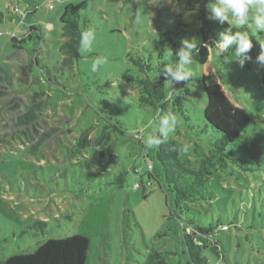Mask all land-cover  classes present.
Masks as SVG:
<instances>
[{
  "label": "rangeland",
  "instance_id": "obj_1",
  "mask_svg": "<svg viewBox=\"0 0 264 264\" xmlns=\"http://www.w3.org/2000/svg\"><path fill=\"white\" fill-rule=\"evenodd\" d=\"M81 1L86 6L80 23L94 39L90 47L80 46L77 60L65 64L60 16L65 5ZM188 1L194 9L185 10ZM152 2L0 0V68L10 78V83L0 78V262L30 252L48 238L80 234L89 239L86 264H144L151 250L170 264H185L182 216L163 181L156 147L149 148L145 138L154 134L162 116L171 114L176 124L169 137L179 143L190 166H196L195 150L209 149L215 135L203 117L199 55L192 52L190 81H165L168 93L185 96L188 120L170 105L164 111L139 105L138 90L128 87L124 71L140 75L129 55L143 56L152 66L151 76L164 77L160 67L178 63L182 39H195L198 48L196 17L203 0ZM209 2L204 8L211 15ZM11 7L24 17L12 14ZM235 20L229 14L223 22L236 26ZM247 24L264 45V32H256L251 19ZM32 25L43 39L36 46V61L10 41L12 35L24 37ZM263 70L258 62L245 69L235 60L213 56L208 71L211 81L221 83L251 118L233 150L252 169L231 162L214 169L208 182L213 195L185 204L189 211L183 216L189 212L215 226L229 264H264ZM38 104L37 121L18 125L17 118ZM86 129L88 146L79 149L77 140ZM104 130L116 161L103 171L88 169L85 162L101 149L97 140ZM36 221L45 222L46 230L32 227ZM204 255L208 264H216L212 253Z\"/></svg>",
  "mask_w": 264,
  "mask_h": 264
},
{
  "label": "trees",
  "instance_id": "obj_2",
  "mask_svg": "<svg viewBox=\"0 0 264 264\" xmlns=\"http://www.w3.org/2000/svg\"><path fill=\"white\" fill-rule=\"evenodd\" d=\"M208 1L203 0L196 17L198 32L201 36L198 55L202 73L199 81L206 97L203 108L205 126L209 125L211 127L215 139L209 143L210 147L206 153L195 150L197 154L195 167L190 166L187 159L182 156L179 143L175 139L168 137V140L156 147L155 150L156 160L161 166L163 181L167 190L173 195L175 207L182 216H179V227L187 253L185 264H208V259L204 255L206 250L216 257V264H229L223 244L215 238V226L210 223L204 224L202 219L196 218V216H189V212L188 216H183L189 211L185 204L205 201L213 195L208 182L214 169H224L228 162L237 164L244 170L252 169L248 166L250 162L244 161L242 156H238L233 150L236 140L245 131L251 118L242 106L232 100L221 83L211 81V75L208 71L211 57H216L213 48L215 46L214 42L221 39V32H227L231 35H235L236 32L243 33L247 31L249 33V37L253 41V47L248 54L251 59L246 60L243 66L245 69H252L257 64L256 57L261 50V44L258 35L247 23L237 27L227 22L217 21L214 18L209 19L210 15L204 8ZM85 6L84 1L77 4L68 3L60 16L62 35L66 38L60 46V51L64 54L63 62L65 64L72 63L80 57L81 35L86 32L85 24L80 23V11ZM189 6L190 8H188ZM193 7L188 1L185 10L194 9ZM2 19L3 14L0 11V21ZM42 40L39 29L33 25L29 27L24 37L19 38L12 35L10 38L13 47L23 49L30 57H33L34 61H36V46ZM28 42L33 46L28 47ZM205 44L208 47H205ZM234 48L235 45L231 46L228 52L216 58L221 61L234 60L226 59L234 52ZM129 60L137 68L140 75H135L130 69H126L124 79L130 89L136 88L138 90V104L163 111L170 105L188 120L183 108L185 96L178 92L168 93V89L165 87L167 79L151 76L152 66L148 59L146 60L143 56L134 57L129 55ZM0 74L3 81L10 83L9 73L6 69L0 68ZM45 78L50 81L49 74L46 73ZM261 82L264 86V70L261 75ZM39 110L40 104L30 106L25 113L17 118V124L29 125L37 121L36 113ZM107 127L105 126V128ZM88 134L89 129L80 134L76 144L79 149L88 146ZM97 144L101 146V149L95 151L85 162V167L103 171L116 161L108 132L104 130L101 133ZM32 227L43 231L46 230L47 226L43 221H36ZM88 249L89 239L80 234L48 238L34 250L11 254L0 264H86ZM144 264L170 263L165 260L161 252L151 250Z\"/></svg>",
  "mask_w": 264,
  "mask_h": 264
},
{
  "label": "clouds",
  "instance_id": "obj_3",
  "mask_svg": "<svg viewBox=\"0 0 264 264\" xmlns=\"http://www.w3.org/2000/svg\"><path fill=\"white\" fill-rule=\"evenodd\" d=\"M159 0H154L153 4L158 3ZM208 9L211 13L209 19L215 17L223 22L228 19L229 14L236 17L234 21L237 27L248 23L249 19L253 22L254 30L256 32H264V0H210ZM254 10V14L250 13ZM221 39L214 42V55L216 57L228 52L229 48L235 45L234 52L226 59H234L239 66L243 67L246 60H250L248 55L253 47V41L249 37V33L236 32L235 35L227 32L220 33ZM91 37V39H90ZM94 39L92 31H86L81 35V46L88 48ZM205 47H208L205 44ZM199 53L197 48V41L192 38H184L181 41V47L176 53L178 56V63L175 65H162L160 73L169 80L171 84L179 82H187L192 78L190 70L194 61L192 52ZM256 60L259 64L264 65V45H261V51L258 53ZM100 63L97 61L93 64V70ZM176 118L174 115L166 114L156 122L154 134H149L145 138L146 145L151 147H158L168 140L169 134L175 130Z\"/></svg>",
  "mask_w": 264,
  "mask_h": 264
},
{
  "label": "built area",
  "instance_id": "obj_4",
  "mask_svg": "<svg viewBox=\"0 0 264 264\" xmlns=\"http://www.w3.org/2000/svg\"><path fill=\"white\" fill-rule=\"evenodd\" d=\"M10 11L12 14H17V15H20L21 17H24V13L18 7H11ZM148 166L150 167V165ZM223 227L225 228V226Z\"/></svg>",
  "mask_w": 264,
  "mask_h": 264
}]
</instances>
